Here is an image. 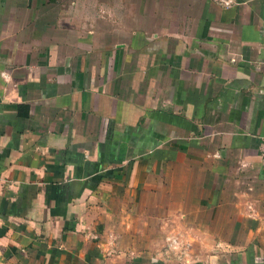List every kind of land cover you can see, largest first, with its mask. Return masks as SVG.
Masks as SVG:
<instances>
[{"label": "crops", "instance_id": "0c3cea01", "mask_svg": "<svg viewBox=\"0 0 264 264\" xmlns=\"http://www.w3.org/2000/svg\"><path fill=\"white\" fill-rule=\"evenodd\" d=\"M0 264H264V0H0Z\"/></svg>", "mask_w": 264, "mask_h": 264}, {"label": "built area", "instance_id": "2783aa9c", "mask_svg": "<svg viewBox=\"0 0 264 264\" xmlns=\"http://www.w3.org/2000/svg\"><path fill=\"white\" fill-rule=\"evenodd\" d=\"M224 5H227V3H225ZM166 242L167 248L170 250H174L178 247V243L173 238H166Z\"/></svg>", "mask_w": 264, "mask_h": 264}, {"label": "rangeland", "instance_id": "374dc122", "mask_svg": "<svg viewBox=\"0 0 264 264\" xmlns=\"http://www.w3.org/2000/svg\"><path fill=\"white\" fill-rule=\"evenodd\" d=\"M166 235H167V234H165V233H164V234L162 233V234L159 235V238H158V240H157L159 246H162V245L164 244V245L166 246V248H167V242H166V237H165ZM164 237H165V238H164ZM171 238H172V237H171ZM173 239H174V238H173ZM174 240H175V239H174ZM179 246H180V245L178 244V247H177L176 249H174V250L171 249L172 252L175 251V250H177V249L179 248ZM167 249H168V248H167Z\"/></svg>", "mask_w": 264, "mask_h": 264}]
</instances>
